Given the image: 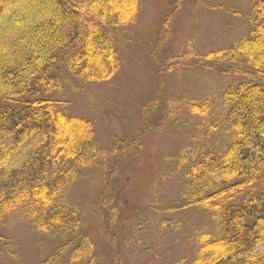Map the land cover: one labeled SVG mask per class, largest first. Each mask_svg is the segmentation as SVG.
Wrapping results in <instances>:
<instances>
[{"label": "trees", "instance_id": "trees-1", "mask_svg": "<svg viewBox=\"0 0 264 264\" xmlns=\"http://www.w3.org/2000/svg\"><path fill=\"white\" fill-rule=\"evenodd\" d=\"M138 7L139 0H0V226L15 218L56 241L45 264L99 261L68 193L79 172L96 165L101 145L91 120L63 111L53 92L68 74L111 79L121 63L112 30L133 22ZM247 18L235 43L203 54L243 78L219 99L227 142L199 151L178 196L180 208L203 209L216 223L190 236L191 253L165 264H264V0H252ZM213 103L206 97L190 107L205 115ZM108 236L113 264H128L118 237Z\"/></svg>", "mask_w": 264, "mask_h": 264}, {"label": "rangeland", "instance_id": "rangeland-1", "mask_svg": "<svg viewBox=\"0 0 264 264\" xmlns=\"http://www.w3.org/2000/svg\"><path fill=\"white\" fill-rule=\"evenodd\" d=\"M251 2L139 0L133 22L112 30L121 63L111 79L87 83L68 74L53 92L63 111L91 120L101 145L96 165L80 171L68 193L96 246V264H113L108 235L118 237L128 264H165L191 253L192 234L214 228L211 213L180 208L178 196L199 151H219L228 140L219 99L243 77L203 54L247 32ZM206 97L214 103L205 115L193 112L191 102ZM56 245L18 219L0 226V264H45Z\"/></svg>", "mask_w": 264, "mask_h": 264}]
</instances>
